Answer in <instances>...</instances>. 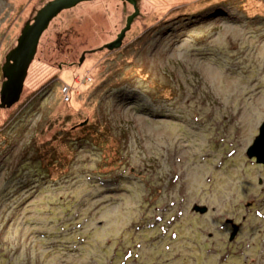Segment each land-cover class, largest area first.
Listing matches in <instances>:
<instances>
[{"label": "rangeland", "instance_id": "374dc122", "mask_svg": "<svg viewBox=\"0 0 264 264\" xmlns=\"http://www.w3.org/2000/svg\"><path fill=\"white\" fill-rule=\"evenodd\" d=\"M50 1L0 0V90ZM137 7L112 52L129 4L61 13L0 109V264H264V0Z\"/></svg>", "mask_w": 264, "mask_h": 264}, {"label": "water", "instance_id": "95a60500", "mask_svg": "<svg viewBox=\"0 0 264 264\" xmlns=\"http://www.w3.org/2000/svg\"><path fill=\"white\" fill-rule=\"evenodd\" d=\"M94 0H52L42 7L31 22H28L21 31L16 47L5 57L1 71L3 83L0 90V109H10L17 104L22 95L28 70L34 61L39 42L43 34L48 30L50 24L63 12L72 10L77 6ZM124 5L129 4L134 13L126 19L125 28L117 36L116 40L105 45L102 50L115 51L121 48L126 33L130 30L135 18L139 15L137 0H117ZM84 55L80 63L83 62ZM83 123L81 126L85 125ZM246 157L254 160L257 165L264 167V122L259 127L258 136L252 145L246 150ZM193 212L204 215L207 208L194 206ZM230 236L233 241L237 234L236 227Z\"/></svg>", "mask_w": 264, "mask_h": 264}]
</instances>
